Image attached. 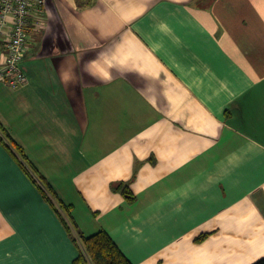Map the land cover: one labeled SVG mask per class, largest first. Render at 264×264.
Returning <instances> with one entry per match:
<instances>
[{
	"label": "crops",
	"instance_id": "obj_1",
	"mask_svg": "<svg viewBox=\"0 0 264 264\" xmlns=\"http://www.w3.org/2000/svg\"><path fill=\"white\" fill-rule=\"evenodd\" d=\"M44 17L0 123L82 234L133 264L264 258V0H45ZM78 255L0 144V264Z\"/></svg>",
	"mask_w": 264,
	"mask_h": 264
},
{
	"label": "trees",
	"instance_id": "obj_2",
	"mask_svg": "<svg viewBox=\"0 0 264 264\" xmlns=\"http://www.w3.org/2000/svg\"><path fill=\"white\" fill-rule=\"evenodd\" d=\"M0 144L16 159L31 178L43 199L59 216L71 240L79 251V255L72 264H133L121 251L111 236L101 230L96 234L86 237L76 224L71 206L66 205L56 194L52 186L30 162L24 149L11 137L9 132L0 123ZM113 192L120 193L128 202L136 200L130 189L129 183H113ZM207 236H201L197 242L203 241ZM255 264H264V258Z\"/></svg>",
	"mask_w": 264,
	"mask_h": 264
},
{
	"label": "built area",
	"instance_id": "obj_3",
	"mask_svg": "<svg viewBox=\"0 0 264 264\" xmlns=\"http://www.w3.org/2000/svg\"><path fill=\"white\" fill-rule=\"evenodd\" d=\"M45 0H0V84H27L23 62L29 52L28 31L44 29Z\"/></svg>",
	"mask_w": 264,
	"mask_h": 264
},
{
	"label": "rangeland",
	"instance_id": "obj_4",
	"mask_svg": "<svg viewBox=\"0 0 264 264\" xmlns=\"http://www.w3.org/2000/svg\"><path fill=\"white\" fill-rule=\"evenodd\" d=\"M30 41V40H29ZM30 43V42H29ZM29 48H30V46H29Z\"/></svg>",
	"mask_w": 264,
	"mask_h": 264
}]
</instances>
